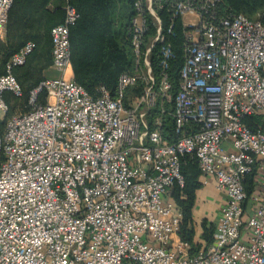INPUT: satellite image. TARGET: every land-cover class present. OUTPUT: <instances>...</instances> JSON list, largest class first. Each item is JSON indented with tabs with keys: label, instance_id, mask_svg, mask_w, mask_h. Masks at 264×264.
I'll use <instances>...</instances> for the list:
<instances>
[{
	"label": "built area",
	"instance_id": "2783aa9c",
	"mask_svg": "<svg viewBox=\"0 0 264 264\" xmlns=\"http://www.w3.org/2000/svg\"><path fill=\"white\" fill-rule=\"evenodd\" d=\"M11 1L0 0V37ZM131 4L133 69L118 75L113 96L100 87L91 97L74 81L68 29L77 13L65 4L51 32L58 75L40 80L29 109L4 120L0 264H264V129L242 121L264 119V25L219 10V0ZM176 29L183 63L171 76ZM32 46L0 77L2 120V92L20 95L10 70ZM163 113L173 121L171 141ZM184 155L196 158L202 186L213 179L222 199L212 242L195 253L178 237L181 211L171 198L183 183Z\"/></svg>",
	"mask_w": 264,
	"mask_h": 264
},
{
	"label": "trees",
	"instance_id": "16d2710c",
	"mask_svg": "<svg viewBox=\"0 0 264 264\" xmlns=\"http://www.w3.org/2000/svg\"><path fill=\"white\" fill-rule=\"evenodd\" d=\"M219 10H231L264 25V0H219ZM132 0H12L5 22L4 38L0 40V77L7 73V62L27 43L32 49L26 54L20 65L13 66L10 73L18 83L20 95L10 90L2 92L6 111L0 131H3L5 119L29 109L28 97L46 72L52 69V29L65 18V4L72 6L77 13L75 21L68 29L69 62L74 81L80 84L91 97L99 94L100 87L115 94L117 77L121 72L132 71V50L126 30L131 14ZM182 40L179 29L171 38V47L175 57L170 65L171 76L183 63ZM157 67L154 66V70ZM139 86L127 89L126 94L135 93ZM45 92L40 91L37 100L44 102ZM170 105L166 104V111ZM157 106L152 109L157 112ZM163 135L167 141L172 135L173 121L167 113L162 115ZM151 119V117H149ZM242 121L251 130L264 129L262 114L246 116ZM180 171L183 183L175 185L171 198L181 211L178 237L189 243L195 253L203 244L212 242L214 223L201 219L198 228L193 221V207L198 190L202 187L201 172L196 158L187 155L181 157ZM254 184V171L248 174L244 187L249 194Z\"/></svg>",
	"mask_w": 264,
	"mask_h": 264
},
{
	"label": "crops",
	"instance_id": "0c3cea01",
	"mask_svg": "<svg viewBox=\"0 0 264 264\" xmlns=\"http://www.w3.org/2000/svg\"><path fill=\"white\" fill-rule=\"evenodd\" d=\"M197 194L196 202L198 204L199 209L201 210L199 213L196 212L194 205L193 207V221L195 227L198 228V223L200 219H207L214 223L216 215L218 213V207L221 203V196L217 190L214 188V181L210 178L209 184L203 186L201 190H199ZM195 202V203H196ZM198 216L199 219H196Z\"/></svg>",
	"mask_w": 264,
	"mask_h": 264
},
{
	"label": "rangeland",
	"instance_id": "374dc122",
	"mask_svg": "<svg viewBox=\"0 0 264 264\" xmlns=\"http://www.w3.org/2000/svg\"><path fill=\"white\" fill-rule=\"evenodd\" d=\"M4 30H5V29H4ZM3 38H4V32H3L2 36L0 37V40L3 39ZM45 75L48 76V77H53V76H57V75H58V72L55 71V70L52 68L49 72H46ZM2 117H3V114L0 112V120H2ZM202 187H203V186H202ZM202 187H201V188H202ZM201 188H200L199 190H201ZM199 190H198V191H199ZM199 192H200V191H199ZM195 206H196V207H194V208H195L196 212L199 213L201 210L199 209L197 202L195 203ZM196 219H199L198 216L196 217ZM200 220H201V219H200Z\"/></svg>",
	"mask_w": 264,
	"mask_h": 264
}]
</instances>
